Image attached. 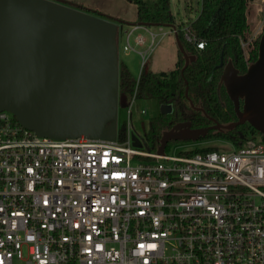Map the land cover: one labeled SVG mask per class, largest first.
<instances>
[{"label": "built area", "instance_id": "obj_1", "mask_svg": "<svg viewBox=\"0 0 264 264\" xmlns=\"http://www.w3.org/2000/svg\"><path fill=\"white\" fill-rule=\"evenodd\" d=\"M134 28L152 36L145 56L156 34L134 25L125 51ZM119 128L114 140L55 139L0 110V264H264L263 132L158 153Z\"/></svg>", "mask_w": 264, "mask_h": 264}, {"label": "water", "instance_id": "obj_2", "mask_svg": "<svg viewBox=\"0 0 264 264\" xmlns=\"http://www.w3.org/2000/svg\"><path fill=\"white\" fill-rule=\"evenodd\" d=\"M121 23L149 25L68 0H0V110L12 112L41 136L116 139L119 106H126L119 93ZM175 36L184 70L196 56ZM258 51L245 73L229 60L218 85L233 100L238 119L222 123L212 118L213 124L202 127L178 122L163 130L158 153L172 140L198 141L211 129L226 132L246 122L264 133V30ZM171 111V104H160L161 113ZM132 138L141 146L135 133Z\"/></svg>", "mask_w": 264, "mask_h": 264}, {"label": "trees", "instance_id": "obj_3", "mask_svg": "<svg viewBox=\"0 0 264 264\" xmlns=\"http://www.w3.org/2000/svg\"><path fill=\"white\" fill-rule=\"evenodd\" d=\"M137 5L136 22H144L148 26H175L178 36L189 54L196 56L195 60L182 70L185 57L178 48L176 67L170 72H142L139 79L135 77L128 65L120 61L119 93L120 100L129 103L134 95L136 99L155 98L159 104H171L170 113H159L151 118L148 130L142 135V142L148 149L157 150L159 138L164 129L187 120L194 127L213 124L211 118L226 123L237 120L233 100L224 86L218 91V85L225 65L232 60L234 65L245 73L248 68L246 60V32L249 29V3L252 0H200L195 16L191 15V7L187 9L188 18L181 24L176 21L171 12V0H131ZM83 9L92 10L82 6ZM99 13L98 11H95ZM188 26L196 36L204 40V48L186 40L182 31ZM250 53L249 62L257 59L259 42ZM188 88V94L186 90ZM200 109H194L190 101ZM127 125L119 128V138H125ZM259 133L250 123L238 125L235 129L219 132L211 129L207 136L201 138H230L234 144ZM177 142L179 140H172ZM170 143L166 149H169ZM219 145L197 147L194 151L216 149Z\"/></svg>", "mask_w": 264, "mask_h": 264}, {"label": "rangeland", "instance_id": "obj_4", "mask_svg": "<svg viewBox=\"0 0 264 264\" xmlns=\"http://www.w3.org/2000/svg\"><path fill=\"white\" fill-rule=\"evenodd\" d=\"M99 5L105 7L109 6L111 9H118L121 13L123 20L128 22H136L137 19V5L131 0H94ZM191 7V15L195 16L198 7L200 5V0H171V12L175 16L176 21L181 24L188 18L187 9ZM93 10V9H92ZM116 17V16H115ZM120 18V17H117ZM249 29L246 32V41H244V46L246 48V60L249 62L250 53L256 48L255 41L259 42L260 36L264 30V0H252L249 3ZM133 26L127 24L119 25V56L120 61H124L132 74L135 77H139L142 72H170L176 67L178 60V45L176 41L175 32L170 26H153L151 30L155 37V47L150 52H147L143 56L139 51H144L150 41L152 36L145 28L137 29L133 32L130 42L135 49L130 51H125L123 49V42L125 40L124 29L130 30ZM142 33L146 36L147 42L144 45H137L134 41L136 35ZM222 88V87H221ZM132 117L130 118L126 106H119L118 114V124L122 126L126 124L131 127V129L139 136L142 137L143 133L148 130V123L151 118H154L160 113V104L155 98H144L136 100L131 106ZM142 109L146 112L143 113ZM226 142L234 143L232 139L226 138L222 139L220 137H210L201 139L198 141H170L168 152L178 153L180 151H185L188 149H193L197 147L213 146L219 145L220 147L226 148L229 145ZM143 146L146 145L143 142ZM142 147V146H139ZM147 148V147H146Z\"/></svg>", "mask_w": 264, "mask_h": 264}, {"label": "crops", "instance_id": "obj_5", "mask_svg": "<svg viewBox=\"0 0 264 264\" xmlns=\"http://www.w3.org/2000/svg\"><path fill=\"white\" fill-rule=\"evenodd\" d=\"M68 1L73 2V3H76V4H80L81 6H85V7L91 8V9H93L95 11H98V12H101V13H104V14H107V15L112 16V17H115L116 16L115 18H117V17L122 18V15L118 11V9H111V8H109L108 5L105 6V7H103V6L99 5L94 0H68ZM137 16H138V13H137ZM132 29H133V27L130 30H132ZM137 29H140V28H134V31L137 30ZM126 30H128V28L127 29H124L123 32L125 33ZM138 34H140V33H138Z\"/></svg>", "mask_w": 264, "mask_h": 264}, {"label": "flooded vegetation", "instance_id": "obj_6", "mask_svg": "<svg viewBox=\"0 0 264 264\" xmlns=\"http://www.w3.org/2000/svg\"><path fill=\"white\" fill-rule=\"evenodd\" d=\"M194 109H195V108H194ZM211 119H212V118H211ZM184 121H187V120H184ZM212 121H213V120H212ZM213 123H214V122H213ZM210 125H211V124H210ZM191 126L194 127V126L192 125V123H191ZM214 131H215V130H214ZM200 140H201V139H200ZM192 142H193V141H192Z\"/></svg>", "mask_w": 264, "mask_h": 264}]
</instances>
